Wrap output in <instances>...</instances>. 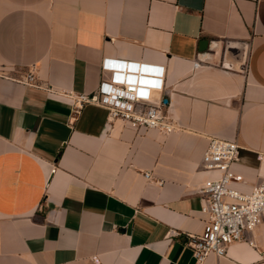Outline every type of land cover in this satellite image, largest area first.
<instances>
[{
	"label": "crops",
	"instance_id": "0c3cea01",
	"mask_svg": "<svg viewBox=\"0 0 264 264\" xmlns=\"http://www.w3.org/2000/svg\"><path fill=\"white\" fill-rule=\"evenodd\" d=\"M105 57L166 66L174 131L78 102ZM210 137L264 182V0H0V264H199ZM248 236L201 264H264Z\"/></svg>",
	"mask_w": 264,
	"mask_h": 264
},
{
	"label": "built area",
	"instance_id": "2783aa9c",
	"mask_svg": "<svg viewBox=\"0 0 264 264\" xmlns=\"http://www.w3.org/2000/svg\"><path fill=\"white\" fill-rule=\"evenodd\" d=\"M163 64L141 63L105 57L102 70L109 72L100 81L98 90L80 95L79 103H95L108 110V120L121 119L135 128H157L165 133L176 129L164 109L162 100H153L156 90L165 88ZM35 80L33 73L27 83ZM240 146L235 140L210 137L202 156V168L218 174L204 182L199 191L206 203L201 210L208 215L201 234H189L188 246L197 263L209 255L224 256L235 242L255 240L248 236L264 223V182L244 191L237 187L243 177L233 170L239 160ZM150 173L146 174L150 178ZM263 258H264V252Z\"/></svg>",
	"mask_w": 264,
	"mask_h": 264
},
{
	"label": "water",
	"instance_id": "95a60500",
	"mask_svg": "<svg viewBox=\"0 0 264 264\" xmlns=\"http://www.w3.org/2000/svg\"><path fill=\"white\" fill-rule=\"evenodd\" d=\"M201 51H206L209 48H211V42L208 39H203L200 41V46H199ZM165 102L167 103V99L165 100Z\"/></svg>",
	"mask_w": 264,
	"mask_h": 264
}]
</instances>
